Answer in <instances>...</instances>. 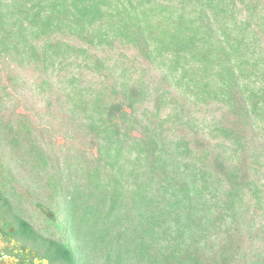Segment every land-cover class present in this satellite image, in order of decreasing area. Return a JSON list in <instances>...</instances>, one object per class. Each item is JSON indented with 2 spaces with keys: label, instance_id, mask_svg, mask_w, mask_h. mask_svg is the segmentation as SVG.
Returning <instances> with one entry per match:
<instances>
[{
  "label": "trees",
  "instance_id": "obj_1",
  "mask_svg": "<svg viewBox=\"0 0 264 264\" xmlns=\"http://www.w3.org/2000/svg\"><path fill=\"white\" fill-rule=\"evenodd\" d=\"M11 70L44 106L0 80V203L45 258L264 264V0H0Z\"/></svg>",
  "mask_w": 264,
  "mask_h": 264
},
{
  "label": "flooded vegetation",
  "instance_id": "obj_2",
  "mask_svg": "<svg viewBox=\"0 0 264 264\" xmlns=\"http://www.w3.org/2000/svg\"><path fill=\"white\" fill-rule=\"evenodd\" d=\"M8 207L0 203V264H54L29 237V230L18 221L17 212ZM25 215L29 224V213Z\"/></svg>",
  "mask_w": 264,
  "mask_h": 264
},
{
  "label": "rangeland",
  "instance_id": "obj_3",
  "mask_svg": "<svg viewBox=\"0 0 264 264\" xmlns=\"http://www.w3.org/2000/svg\"><path fill=\"white\" fill-rule=\"evenodd\" d=\"M12 72L13 70H11V72L9 71L0 72V80L2 81V84L4 85L6 84L10 86V89L8 90V92L10 93V96L13 97L11 98V102L13 101V107H12V104H11V107L13 109H16L17 110L16 112L18 113L26 112L27 109H30L32 111V114L34 112L42 110L44 106V101L40 98H36L34 92L31 90L33 84L36 81H38L37 79L38 75H32L31 73H24V72H19V71L14 72L15 74L14 75ZM9 73H12L13 76L18 77V78L16 77L18 82L16 84L14 83V86H12L13 82H11L9 79V76H8ZM26 104H28L29 107L26 106ZM37 125L41 126L40 123H38ZM49 133L53 136H57L56 130L51 127L49 129ZM262 181L264 182V178H262ZM27 184L29 185V183ZM19 187L20 189L25 190L23 185H20ZM27 207H28L27 213H29V205H27ZM33 210H36V209L34 208ZM30 213L32 214L33 212H30ZM36 217H37L36 218L37 222L36 221H33V222H34L35 227L38 228L41 223L43 224L45 223L44 222L45 218L43 216H40L38 213ZM256 219H257L258 226L264 223V207L259 210V213Z\"/></svg>",
  "mask_w": 264,
  "mask_h": 264
},
{
  "label": "water",
  "instance_id": "obj_4",
  "mask_svg": "<svg viewBox=\"0 0 264 264\" xmlns=\"http://www.w3.org/2000/svg\"><path fill=\"white\" fill-rule=\"evenodd\" d=\"M46 211V213L48 214V210H45Z\"/></svg>",
  "mask_w": 264,
  "mask_h": 264
}]
</instances>
